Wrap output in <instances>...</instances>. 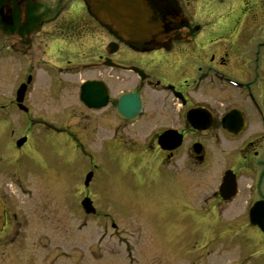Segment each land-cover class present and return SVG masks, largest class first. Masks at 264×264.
Segmentation results:
<instances>
[{
	"label": "flooded vegetation",
	"instance_id": "obj_1",
	"mask_svg": "<svg viewBox=\"0 0 264 264\" xmlns=\"http://www.w3.org/2000/svg\"><path fill=\"white\" fill-rule=\"evenodd\" d=\"M120 5L113 18L103 13L97 19L92 0H0V50L23 75L14 94L30 77L22 110L11 90L8 104H0L5 113L20 112L15 122L11 114L0 119V150H8L11 164L21 158L27 168L40 162L54 171L40 160L36 120L24 99L36 72L47 81L52 69L68 72L67 91L77 86L83 106L101 112L92 115L94 127L102 130L101 149L141 184L150 179L171 191L160 213L198 221L203 236L221 215L245 219L264 249V231L249 223L264 218V0H120ZM125 7L142 9L147 29L124 27ZM87 80L106 90L101 108L80 99ZM124 92L140 98L136 116L118 113ZM22 136L26 140L18 147ZM26 183L0 179L1 243L33 223L41 225L46 204L59 199L60 181ZM89 185L76 192L73 204L84 227L91 226L93 215L81 205Z\"/></svg>",
	"mask_w": 264,
	"mask_h": 264
},
{
	"label": "rangeland",
	"instance_id": "obj_2",
	"mask_svg": "<svg viewBox=\"0 0 264 264\" xmlns=\"http://www.w3.org/2000/svg\"><path fill=\"white\" fill-rule=\"evenodd\" d=\"M26 66L41 72L45 68L37 63ZM17 67L6 63L0 50V104H8L10 90L14 96L13 87L23 76L17 75ZM50 71L48 81L36 72L24 104L36 120L33 133L40 160L54 171H45L38 161L40 167L27 168L21 158L11 164L8 150H0V179L24 180L31 186L53 178L60 181V200L47 194L53 200L46 204L50 208L41 225L33 223L17 236L2 237L0 264H264L262 240L245 219L221 215L212 232L207 228L203 236L198 221L160 213L171 191L163 185L156 188L150 179L141 184L128 176L118 159L101 149L102 130L92 123V115L101 112L83 106L77 86L67 91L68 72ZM144 94L148 98L149 90ZM4 109L0 107V119L11 114ZM11 115L15 122L20 112ZM89 170L93 175L88 190L96 213L91 226L84 227L73 204Z\"/></svg>",
	"mask_w": 264,
	"mask_h": 264
},
{
	"label": "water",
	"instance_id": "obj_3",
	"mask_svg": "<svg viewBox=\"0 0 264 264\" xmlns=\"http://www.w3.org/2000/svg\"><path fill=\"white\" fill-rule=\"evenodd\" d=\"M122 6L120 5V0H92V6L90 11L95 18L99 19L100 15L103 13H108L111 15V18L120 12ZM125 17L123 21L124 27L132 24V27L137 29H143L147 23V16L142 9H133L130 10L128 7L124 9ZM113 15V16H112ZM117 18L113 19L114 26L116 24ZM147 26V25H146ZM147 29V27H145ZM30 80V77L27 78L25 83L20 84L16 90V101L21 102L24 96L26 89V83ZM95 80L85 81L80 89V99L84 102L85 105L91 108H101L106 103V90L97 84ZM139 101L140 98L134 93H122L119 96L117 110L120 114L126 117H131L137 114L139 110ZM20 108H23L22 104H18ZM164 136V135H163ZM161 136L160 139L163 137ZM25 137H21L16 141V145L20 146L24 141ZM92 177V171L86 173L84 178V184L87 185ZM82 206L86 212H95V208L92 206L91 200L89 197H85L82 200ZM251 224H257L264 231V218H252L250 219Z\"/></svg>",
	"mask_w": 264,
	"mask_h": 264
}]
</instances>
